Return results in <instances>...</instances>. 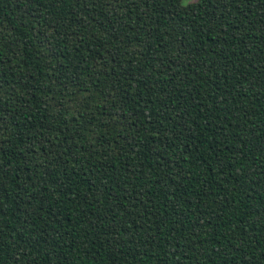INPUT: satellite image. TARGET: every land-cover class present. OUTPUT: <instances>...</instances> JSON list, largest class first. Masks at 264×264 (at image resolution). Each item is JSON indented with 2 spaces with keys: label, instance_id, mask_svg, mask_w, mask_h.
<instances>
[{
  "label": "trees",
  "instance_id": "16d2710c",
  "mask_svg": "<svg viewBox=\"0 0 264 264\" xmlns=\"http://www.w3.org/2000/svg\"><path fill=\"white\" fill-rule=\"evenodd\" d=\"M0 264H264V0H0Z\"/></svg>",
  "mask_w": 264,
  "mask_h": 264
},
{
  "label": "rangeland",
  "instance_id": "374dc122",
  "mask_svg": "<svg viewBox=\"0 0 264 264\" xmlns=\"http://www.w3.org/2000/svg\"><path fill=\"white\" fill-rule=\"evenodd\" d=\"M186 2H190V1H192V0H185Z\"/></svg>",
  "mask_w": 264,
  "mask_h": 264
}]
</instances>
